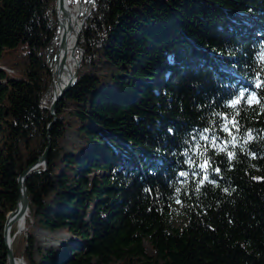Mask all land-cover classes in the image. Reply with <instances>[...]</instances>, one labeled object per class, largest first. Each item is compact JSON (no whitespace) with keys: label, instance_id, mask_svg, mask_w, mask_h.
Listing matches in <instances>:
<instances>
[{"label":"trees","instance_id":"1","mask_svg":"<svg viewBox=\"0 0 264 264\" xmlns=\"http://www.w3.org/2000/svg\"><path fill=\"white\" fill-rule=\"evenodd\" d=\"M52 1L0 0V264L48 144L12 241L26 264H264V0H95L55 119ZM36 225L71 238L42 247Z\"/></svg>","mask_w":264,"mask_h":264},{"label":"water","instance_id":"2","mask_svg":"<svg viewBox=\"0 0 264 264\" xmlns=\"http://www.w3.org/2000/svg\"><path fill=\"white\" fill-rule=\"evenodd\" d=\"M63 2L64 0H57L55 3V7L59 6L60 9H62L63 7ZM80 7L82 8V3H80ZM58 21V20H57ZM82 23H83V19H78V31L75 37V41H74V49H78L79 50V55L76 58L75 61V66H74V70L73 72H71L69 74V77L67 79V81L60 86L59 88H56V85L53 87V100L50 104L49 107V112L50 115L55 119V114H54V106L57 102V100L62 96V94L75 82L76 77H77V73H78V69H79V65H80V61L83 57V49L79 46L78 44V39H79V34H80V30L82 27ZM71 25H68V28ZM66 38V28L62 29L59 33V39H58V46H57V51H56V55H55V60L52 66V75L54 76L56 72H58L62 67L63 64L65 62L66 57L63 55L61 58H58V50L59 47L63 44H65L64 40ZM54 121V120H53ZM51 121L48 125V129L50 128V126L52 125ZM48 149H49V144L46 146L44 152L39 156L38 160L36 163L28 166L26 169H24L19 177H18V199H17V204L15 209L10 210L7 214H6V219H5V223H4V241H5V246H6V255H7V260L9 262V264H13L14 263V255H13V251H12V247L10 245V242L8 240V230L10 229V227L12 226V224L19 218L24 217V213L26 212V209L28 208V196H27V192H26V187H25V180L27 178V176L32 173L34 170H39L40 168L37 167V165H45L46 164V157H47V153H48Z\"/></svg>","mask_w":264,"mask_h":264},{"label":"bare ground","instance_id":"3","mask_svg":"<svg viewBox=\"0 0 264 264\" xmlns=\"http://www.w3.org/2000/svg\"><path fill=\"white\" fill-rule=\"evenodd\" d=\"M56 1L57 0H55V3ZM57 7L60 12L61 20H62V22L60 21L61 30L66 28V38L64 40L65 44L59 47L58 54H57L58 58H61L64 55L66 59L63 64V67L58 72H56L54 75V86L56 85V88H59L67 81L69 74L73 72L74 70L75 61L77 58V52H76V48L74 49L73 45H74L75 37L78 31V27H79V24H78L79 16L78 15H79L80 10L83 9V7L82 8L80 7L79 0H73L72 3L70 2V0H64L62 9H60L59 6L55 7L56 12H57ZM69 24L71 26L68 28ZM26 213H27V209L24 215ZM12 225H16L18 230L23 229L24 217L17 219ZM12 237H14V235H11V227H10V229L8 230L7 238L10 242L11 247H12ZM12 251H13V247H12ZM13 255H14V252H13ZM14 258L15 260L13 264H24L23 260L21 259L22 257H16L14 255ZM7 263L9 264L8 260H7Z\"/></svg>","mask_w":264,"mask_h":264},{"label":"rangeland","instance_id":"4","mask_svg":"<svg viewBox=\"0 0 264 264\" xmlns=\"http://www.w3.org/2000/svg\"><path fill=\"white\" fill-rule=\"evenodd\" d=\"M79 1H80V3H82L83 9L80 10L79 15H78L79 16L78 19H80L81 15H83V13H85V10L87 8L89 9V7L91 5L93 7V5H94L93 2L95 0H79ZM52 2H53L52 3L53 8H54V18H55L56 22L59 24V22L57 21V18L55 16V0H53ZM70 2L72 3L73 0L72 1L70 0ZM76 52H77V56H78L79 50L76 49ZM72 141H76L74 133L70 132V131H66L64 134V138L62 139V142H61L62 147L63 148H70V143ZM37 166H39V165H37ZM176 207H177V209H181L182 206L177 204ZM185 219L186 218L184 217V215L178 213L174 216V223H175V225H181L183 223V221H185ZM11 228L15 229V233L13 234L14 236H15V234L20 233L24 229V227H23V229L18 230L16 225H12ZM33 234L35 235V241H37V244L42 246V247H47L49 245L56 247L57 245H59L63 242H66L67 238L70 236L64 230L58 229L55 231H48L44 227H42L41 225H36L34 227ZM13 240H14V237H12V241ZM23 262H24V260H23ZM24 264H25V262H24Z\"/></svg>","mask_w":264,"mask_h":264},{"label":"snow or ice","instance_id":"5","mask_svg":"<svg viewBox=\"0 0 264 264\" xmlns=\"http://www.w3.org/2000/svg\"><path fill=\"white\" fill-rule=\"evenodd\" d=\"M256 86H257V87H264V84H260V83H258ZM244 96H245V92H244V91H241V93H240V98H243ZM239 102H240V99H239V98H238V99H234V100L231 101V105H232L233 107H235V105H237ZM247 102H248L249 104H252V103L256 102L255 93H253L250 97H248ZM227 130H228V129H227V127L225 126V131H227ZM205 131H207V129H206ZM248 139H249V140L252 139L251 134H249ZM233 155H234L233 153H229V158H230V159L233 158ZM206 166H207V163L200 165L201 168H204V167H206ZM217 171H218V170H217ZM180 175L183 176V175H186V173H183V172H182V173H180ZM179 202H180V201L177 200V203H179Z\"/></svg>","mask_w":264,"mask_h":264}]
</instances>
